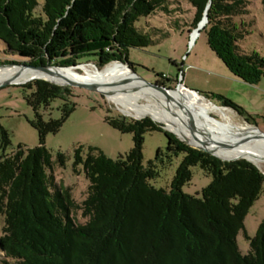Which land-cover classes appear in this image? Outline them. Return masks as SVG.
<instances>
[{
    "label": "trees",
    "instance_id": "16d2710c",
    "mask_svg": "<svg viewBox=\"0 0 264 264\" xmlns=\"http://www.w3.org/2000/svg\"><path fill=\"white\" fill-rule=\"evenodd\" d=\"M185 1L195 10L191 19L184 17ZM250 3L0 0V40L35 66L69 67L89 56L100 68L121 61L134 70L128 61L130 49L146 48L155 43L153 36L166 33L150 21L152 17H166L171 29L193 31L210 4L204 28L209 47L234 76L258 85L264 78V56L243 45L255 26ZM262 5L264 10V0ZM143 18L148 29L139 26ZM161 77L164 81L158 83H166L167 78ZM21 86L36 113L32 124L41 143L27 150L20 146L0 158V215L5 216L1 264H264V222L254 237L246 234L247 254L237 242L250 208L264 193V173L255 164L245 159L223 161L185 143L159 121L135 119L108 108L107 121L123 133H132L135 145L117 159L98 147L90 146L88 151L77 147L74 171L84 165L90 182L85 199L79 201L73 188L58 183L54 175L55 165L66 166V156L59 153L55 159L45 144L46 136L59 132L75 110L76 103L70 101L76 97L74 88L42 79ZM201 94L252 124L253 115L231 99ZM55 99L69 103L61 119L46 121L40 110ZM154 131L165 132L168 145L158 149L157 163L145 166V135ZM2 134L6 147L9 135L5 130ZM181 155L171 188L155 187L151 180ZM195 166L213 177L202 197L183 190Z\"/></svg>",
    "mask_w": 264,
    "mask_h": 264
},
{
    "label": "rangeland",
    "instance_id": "374dc122",
    "mask_svg": "<svg viewBox=\"0 0 264 264\" xmlns=\"http://www.w3.org/2000/svg\"><path fill=\"white\" fill-rule=\"evenodd\" d=\"M262 1L251 0L249 4L250 16L255 18V26L243 45L248 50L257 51L264 56ZM183 6L186 10L184 17L191 19L195 13L192 4L185 1ZM248 16L246 19L251 20L252 17ZM150 21L154 22L157 27L164 29L166 33L165 35L153 36L155 43L146 48L130 49L128 61L133 64L134 71L140 78L155 84L160 80L164 81L161 77L162 74L167 78V80L165 79L167 82L159 84L175 88L178 84L183 83L184 86H180L183 91H189L185 88L186 86L201 93L223 95L252 114L254 120L251 121L252 124L250 125L257 126L258 131L264 133V78L260 84L252 85L234 76L209 47L205 27H202L200 33L193 38L192 28L184 31L171 29L167 25L166 17L164 20L152 17ZM139 26L149 28L145 18L141 19ZM8 61L18 62L17 64L28 63L26 58L10 52L6 44L0 40V63H2L0 66L10 65L7 63ZM81 62V65H91L97 71L103 70L110 64L100 68L97 61L89 56L83 57ZM79 71L82 72L80 69ZM29 82L31 81L12 83L0 88V158L4 154L18 151L20 146L27 150L35 148L41 143L39 132L32 124V121L36 119V113L26 99L24 87L21 86ZM73 88L76 97L71 98L70 101L76 103V108L68 116L59 132L49 133L46 136L45 144L52 151L55 159L59 153H63L67 159L65 167L55 165L53 171L56 181L65 186H71L74 197L83 201L90 182L86 176L84 165L79 166L78 172L74 171L76 148L84 146L88 151L90 146L98 147L110 158L117 159L130 152L135 143L132 133H123L107 121L108 108L122 113L118 105H115L101 93L81 87ZM204 99L222 107L218 100ZM133 101L137 104H144L142 100L135 99ZM65 103L69 102L55 99L49 108L41 109L40 113L44 120L61 119L64 114ZM223 108L232 116L235 123H248L235 110ZM213 116L219 117L216 113H213ZM158 123L161 124L162 122L159 121ZM3 130L7 131L10 140V144L6 147L2 145ZM167 145L168 138L165 132L147 133L143 148L144 165L148 166L150 161L156 162L158 149H164ZM182 158L181 155L167 167L161 168L160 176L152 179L151 183L157 188L170 189ZM259 168L264 172V163ZM192 170L193 178L190 183L183 187V190L187 194L202 197L203 190L211 184L213 177L207 175L200 166H195ZM263 222L264 193L250 208L245 219V230L241 231L237 237L239 248L243 254H247L250 249L246 234L254 237ZM4 226L5 216L0 215V237L4 234ZM3 259L4 252L0 249V264Z\"/></svg>",
    "mask_w": 264,
    "mask_h": 264
},
{
    "label": "bare ground",
    "instance_id": "6f19581e",
    "mask_svg": "<svg viewBox=\"0 0 264 264\" xmlns=\"http://www.w3.org/2000/svg\"><path fill=\"white\" fill-rule=\"evenodd\" d=\"M198 33L195 29L193 35ZM53 72L47 74L32 69L0 66V82L6 79L12 84L44 78L58 83L71 80L95 83L127 116L137 119L149 116L159 120L168 130L190 144L212 150L223 159L246 157L258 167L264 163L262 133L246 122L235 123L223 107L194 92L183 91L181 87L161 91L147 84L121 61H114L101 71L91 65H80L76 68H55ZM135 99L144 101V104L135 103ZM213 113L219 117H214Z\"/></svg>",
    "mask_w": 264,
    "mask_h": 264
},
{
    "label": "water",
    "instance_id": "95a60500",
    "mask_svg": "<svg viewBox=\"0 0 264 264\" xmlns=\"http://www.w3.org/2000/svg\"><path fill=\"white\" fill-rule=\"evenodd\" d=\"M210 8V4L208 5V8L205 12V15H204V18L203 20L201 21V23L199 24L198 28L196 29L199 33H200V30L202 27H205L208 23V10ZM202 23H203V26H202ZM126 64V63H125ZM81 64H76V65H73V66H69V67H60V66H53V65H40V66H35V65H31L29 63H21V64H10V65H6L5 67H8V68H15V67H20L22 69H32V70H35V71H38V72H43V73H47V74H53V69H65V68H76L78 66H80ZM128 65V64H126ZM129 66V65H128ZM133 70V69H132ZM133 72L135 73V71L133 70ZM136 74V73H135ZM137 75V74H136ZM138 76V75H137ZM139 77V76H138ZM37 79H42V80H46V81H49L51 83H54L56 85H60V86H72V87H81V88H85V89H88V90H91V91H95V92H98V93H101L103 95H105L99 88V86L95 83H84V82H80V81H75V80H71V81H67V82H64V83H58V82H54V81H51V80H48V79H44V78H37ZM142 79V78H141ZM143 80V79H142ZM33 81V80H32ZM147 84H150L152 85L153 87L161 90V91H164V92H167L169 90H178V88L183 85L182 84H178L177 87L173 88V87H168L166 85H163V84H159V83H149L147 81H145ZM10 83L4 79L3 81L0 82V88L5 86V85H9ZM184 86V85H183ZM185 88H187L189 91L191 92H194L202 97H204L199 91H196V90H192V89H189L188 87L185 86ZM106 96V95H105ZM205 98V97H204ZM154 120V119H153ZM155 121V120H154ZM250 124V123H249ZM254 127L257 128V126L255 125H252ZM166 130H168L165 126H163ZM258 129V128H257ZM170 131V130H168ZM172 132V131H170ZM174 133V132H172ZM179 139H181L182 141H184L185 143L197 148V149H200L202 151H205L207 153H210L211 155H214L220 159H222L223 161H237V160H241V159H245L253 164L256 165V163L254 161H252L251 159L249 158H246V157H242V158H236V159H231V160H226V159H223L221 157H219L216 153H214L212 150H209V149H206L204 147H199V146H195V145H192L190 144L188 141L182 139L178 134L174 133ZM262 135L264 136V133H262ZM257 166V165H256ZM258 167V166H257ZM259 168V167H258ZM260 169V168H259ZM261 170V169H260ZM262 171V170H261ZM263 172V171H262ZM264 173V172H263Z\"/></svg>",
    "mask_w": 264,
    "mask_h": 264
},
{
    "label": "built area",
    "instance_id": "2783aa9c",
    "mask_svg": "<svg viewBox=\"0 0 264 264\" xmlns=\"http://www.w3.org/2000/svg\"><path fill=\"white\" fill-rule=\"evenodd\" d=\"M193 34H194V30H193L192 35H193ZM193 38H194V35H193ZM181 77L183 78L182 72H181ZM180 84H182V83H180Z\"/></svg>",
    "mask_w": 264,
    "mask_h": 264
}]
</instances>
